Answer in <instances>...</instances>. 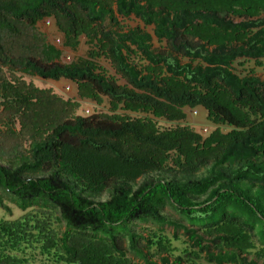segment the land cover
<instances>
[{"label": "trees", "instance_id": "obj_1", "mask_svg": "<svg viewBox=\"0 0 264 264\" xmlns=\"http://www.w3.org/2000/svg\"><path fill=\"white\" fill-rule=\"evenodd\" d=\"M131 19L143 29L124 28ZM46 20L59 46L33 33ZM15 39L27 40L19 57ZM81 39L86 56L63 60ZM0 63L109 106L81 116L0 83L4 125L26 143L0 165V208L26 213L0 219V264H36L28 250L54 264H156L152 250L159 264H264V0H0ZM196 109L215 126L206 136L184 124ZM163 171L173 177L149 178Z\"/></svg>", "mask_w": 264, "mask_h": 264}, {"label": "rangeland", "instance_id": "obj_2", "mask_svg": "<svg viewBox=\"0 0 264 264\" xmlns=\"http://www.w3.org/2000/svg\"><path fill=\"white\" fill-rule=\"evenodd\" d=\"M121 24H123L124 28L126 27L130 29H134V28L140 27L143 29L140 23H138L137 21L133 19L128 20V21H122ZM145 30L148 33H151L150 28H147ZM33 33H36V34L38 33V34L45 36L47 43L51 45H55V40L60 38L58 34H61L60 31L54 25V20L50 22L48 27L47 26L45 27L42 24L37 25L36 31H34ZM21 44H27V40L19 41L18 39H15V44L12 47L15 57H19V55H21L22 49L19 47V45ZM17 45H18V48H17ZM152 46H153V49L155 50L163 47V45L160 46L156 42L155 39H153L152 41ZM86 53H87V47L84 43V39H81L80 44L78 45V48L76 51L73 52L71 50L70 51L67 50V52H64L63 60L67 61L66 59L67 57L69 58L71 57L72 60H75L76 58H83L86 56ZM101 64L107 71L111 73L108 65L104 61H101ZM250 67H252V65L247 66V68H250ZM256 76L260 79L264 78V67L260 69H256ZM18 80L20 81L17 82ZM1 82L7 83L11 87H16V88H23L29 84L34 87H37L38 89L52 92L55 96L62 98L63 101H69L71 103L78 105L79 107L76 110L77 115L86 116V115L93 114V113H108L109 112L108 101L105 98H101L99 101H96V102L93 100L81 98L79 96L76 85L70 82H67L64 80L55 82V81H50V80H42L37 77H30V76L22 75L19 73L17 68H12L11 66L9 67L7 65H3L2 63H0V83ZM0 88L2 89L1 86ZM1 102H2V98H1V91H0V103ZM185 114H186V120L184 124L188 125L189 127H191L192 130H194L195 132H198L199 134H202L203 136L208 135L215 128L214 125H212L211 123L207 121L206 113L202 109H196L194 111L185 110ZM10 116H14V115L13 114L8 115L6 111H4L1 108V105H0V165L2 166H10V164L15 160V157H18L19 152H23L24 148L26 147V143L19 142L17 139H15L14 137H11L8 134V130L6 129L7 128L6 125H4V121L5 119H9ZM14 119L16 118L11 117V120L13 121L12 124H14V130L17 131L20 129V126H19L18 121L14 122ZM159 125L162 127L173 126L172 124H168L162 121L159 122ZM172 177H173L172 174L166 173L165 171L161 173L149 175V178H168L169 179ZM141 181L142 179H138L137 183L140 184ZM108 197H109L108 192H106L101 198L95 199V201H105L106 199H108ZM4 204L7 206V210H2L0 208V219L4 221L13 222L17 219H20L26 214L25 212H21L14 205L6 202V200L4 201ZM164 214L172 220L179 221L178 216L169 208L165 210ZM56 217H58L57 213L54 214L50 220L51 228L55 229L56 232H62L64 231L63 223L57 222ZM182 223L185 224L183 221ZM147 228H148V225L145 226V225L138 224L134 230L139 236H142L148 239ZM165 234L169 238H171L172 229L167 228L165 230ZM177 234L180 238L183 239V235L181 231H179ZM124 244H125L124 247L127 249L128 248L127 242H125ZM171 244H172V248H171L172 253L175 256L178 255L179 254L178 250H180L181 246L183 245L181 244L180 241L176 242L174 241V239L171 240ZM150 253L151 255L150 257H148L149 261L154 262L156 264L160 263L159 259L161 257L166 256V255L159 256L157 253H155V250H152ZM128 256H129V259H131V253H129ZM26 257L27 258L34 257V260H35L34 262H36V264H39V263L54 264L50 260H47L41 257L37 251L30 252L28 250L26 253ZM135 262H137L136 259H135Z\"/></svg>", "mask_w": 264, "mask_h": 264}, {"label": "built area", "instance_id": "obj_3", "mask_svg": "<svg viewBox=\"0 0 264 264\" xmlns=\"http://www.w3.org/2000/svg\"><path fill=\"white\" fill-rule=\"evenodd\" d=\"M41 24H42L43 26H45V27H46V26L48 27L49 24H50V21L46 20V21H43ZM60 43H61L60 38L55 40V46H59ZM66 59L69 60V57H67Z\"/></svg>", "mask_w": 264, "mask_h": 264}, {"label": "crops", "instance_id": "obj_4", "mask_svg": "<svg viewBox=\"0 0 264 264\" xmlns=\"http://www.w3.org/2000/svg\"><path fill=\"white\" fill-rule=\"evenodd\" d=\"M59 35V34H58ZM60 36V35H59Z\"/></svg>", "mask_w": 264, "mask_h": 264}]
</instances>
